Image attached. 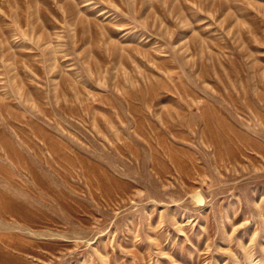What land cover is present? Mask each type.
I'll return each mask as SVG.
<instances>
[{
    "label": "rangeland",
    "instance_id": "374dc122",
    "mask_svg": "<svg viewBox=\"0 0 264 264\" xmlns=\"http://www.w3.org/2000/svg\"><path fill=\"white\" fill-rule=\"evenodd\" d=\"M0 264H264V0H0Z\"/></svg>",
    "mask_w": 264,
    "mask_h": 264
}]
</instances>
